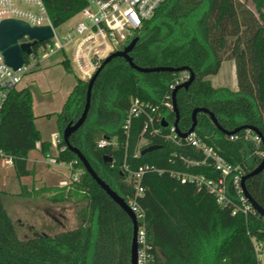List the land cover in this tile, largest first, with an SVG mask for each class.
<instances>
[{
    "label": "trees",
    "instance_id": "1",
    "mask_svg": "<svg viewBox=\"0 0 264 264\" xmlns=\"http://www.w3.org/2000/svg\"><path fill=\"white\" fill-rule=\"evenodd\" d=\"M42 1L54 27L68 21L88 3ZM252 2L254 10L240 0H164L132 36L138 38L130 52L137 66H187L194 73L188 88L176 94L177 126L181 132L191 126L193 109L206 107L223 128L232 130L246 124L258 128L264 136V0ZM226 59L235 62L236 91L214 87L208 78L218 73ZM60 63L72 72L67 58ZM181 73H144L132 68L123 57L112 58L93 84L87 117L70 135V143L81 150L99 177L124 200L134 192L125 180L124 163L132 170L145 164L164 169L162 173L148 171L143 175L144 193L139 198L158 264H260L255 242L264 241V216L257 211L233 213V205H220L206 190L172 176L169 171L175 169L210 177L219 173L205 165L187 168L180 155L200 159L201 154L190 146L151 135L144 115L134 117L127 132L123 128L130 96L159 105L161 117L173 124L175 112L162 102H172L168 85ZM75 81L60 111L55 112L58 141L52 158L55 163L69 165L72 175L79 172L78 178L60 186L37 188L33 193L23 189L22 194L45 197L51 203L83 199L85 204L77 210L78 224L54 234L21 237L3 207L0 191V264H130L129 216L63 139L64 127L80 117L86 101L88 81L80 77ZM36 117L30 86L12 90L0 113V150L12 156L18 177L31 176L36 170L28 159L31 150L37 149L44 157L52 150L51 141L43 140L35 125ZM168 129L163 127L162 133ZM195 130L227 161L239 165L244 175L262 159L264 145L245 138L247 129L233 134L236 137L231 139L208 114L200 112ZM249 132L255 134L253 130ZM102 139L111 144L99 147ZM153 144L160 147L140 153ZM246 187L264 209V169L247 178ZM229 191L238 203V197Z\"/></svg>",
    "mask_w": 264,
    "mask_h": 264
},
{
    "label": "built area",
    "instance_id": "2",
    "mask_svg": "<svg viewBox=\"0 0 264 264\" xmlns=\"http://www.w3.org/2000/svg\"><path fill=\"white\" fill-rule=\"evenodd\" d=\"M162 2L164 0H88L87 5L74 15V23L59 35L42 0H0V20L17 18L30 25H50L53 29L51 38L34 44L30 54L24 53L25 61L16 69L5 63L0 51V113L10 92L18 87L24 74L37 67L43 58L48 59L61 52L73 65L80 78L89 79L104 58L122 49L131 40L134 33L145 20L153 16ZM23 41H29L28 37L25 36ZM40 51L42 55H38ZM188 77L187 72H182L169 83V89L172 91L176 85L186 81ZM162 103L172 109L171 101ZM140 115L146 117V127L150 128L151 135L157 136L161 141L171 140L177 145L190 146L201 154L200 159H190L180 155V160L187 168L205 165L219 173L217 177H210L204 173L175 169L169 171L172 176L177 177L181 182L193 183L197 189L206 190L220 205H233V213L256 212L243 194L241 180L244 172L239 165L227 161L196 130L181 137L173 124H167L168 131L162 133V128L165 126L161 124L164 118L159 113V105L141 100L136 96L129 98V109L123 125L125 132L128 131L132 119ZM156 123L160 126H156ZM249 131L251 130L247 129L245 138L251 139L258 145L261 142L259 135L251 134ZM234 137L236 135H230L231 139ZM57 141L56 137L55 143ZM108 144H111L108 139H102L97 145L103 147ZM0 165H13L12 156L2 150H0ZM123 170L125 180L134 190L125 202L135 215L137 222L136 264H158L153 253V246L148 240L145 211L139 203V198L144 193L143 175L148 171L162 173L164 169L145 164L132 170L127 163H124ZM78 175L79 172H75L72 179L76 180ZM229 190L238 197V203L233 201ZM255 250L257 257L263 255L264 241L255 242ZM259 261L262 264L261 260Z\"/></svg>",
    "mask_w": 264,
    "mask_h": 264
},
{
    "label": "rangeland",
    "instance_id": "3",
    "mask_svg": "<svg viewBox=\"0 0 264 264\" xmlns=\"http://www.w3.org/2000/svg\"><path fill=\"white\" fill-rule=\"evenodd\" d=\"M240 1L254 10L252 0ZM74 21L75 16L56 27L57 33L59 35L64 33ZM38 55H42V52L40 51ZM62 58L64 57L60 54L48 59H41L40 64L35 69L33 68L24 74L18 85V87L30 86L33 95V112L37 116L35 124L44 139L54 140V142L57 130L55 112L60 111L67 95L66 91L74 80L60 63ZM220 69V73H224L225 65ZM210 78L213 77L210 76ZM85 80L88 81V79ZM236 88H238L237 78ZM46 113L54 114L51 117H47L45 116ZM56 136L58 137V130ZM56 143L52 145L50 155L46 156L47 161L50 163L44 161L38 163L41 170L35 167L36 170L31 176L18 177L13 165H0V191L3 193L2 204L13 222L17 234L21 237H28L38 233L54 234L74 228L78 224L77 210L85 204L83 199L67 203H51L45 197L37 195L24 196L22 194L23 189L33 193L35 189L39 188L38 186L42 183V180L50 184L59 182L60 184H67L73 181L69 165L55 163L52 158L57 152ZM34 152L37 151L35 150ZM34 152L30 154L32 159ZM258 258L264 264V254Z\"/></svg>",
    "mask_w": 264,
    "mask_h": 264
},
{
    "label": "water",
    "instance_id": "4",
    "mask_svg": "<svg viewBox=\"0 0 264 264\" xmlns=\"http://www.w3.org/2000/svg\"><path fill=\"white\" fill-rule=\"evenodd\" d=\"M25 36L28 37L29 41H23ZM52 36H53V29L50 25H30L28 22L21 20V19H17V18H4L0 20V51L3 55L5 63L14 69L20 67L24 63L25 61L24 53L30 54L32 52V46L34 44L40 41L47 40L51 38ZM137 40H138L137 37H133L122 49L114 51L111 54H109L106 58H104V60L101 62V64L92 74V76L88 79L86 101H85V105H84V108H83V111L80 117L76 121H70L64 127L63 132H62L63 139H64L66 146L70 150L76 153L77 157L83 163L85 169L91 174L94 180L111 197V199L115 203H117L118 206L129 216L132 222V239H131V245H130V264H136V260H137V241H136L137 222H136L135 215L130 210L125 200L115 190H113L109 186V184H107L101 177H99V175L92 168L91 164L89 163L85 155L81 152V150L78 147L73 146L69 140L70 135L76 130H78V128L84 123L87 117L90 104H91V93H92L93 84L95 80L97 79L99 73L101 72L102 68L105 66V64L108 61H110L114 57L119 56V57H123L132 68L140 72L149 73V72H158V71H169V72H174V73L175 72H187L189 74L188 79L182 82L181 84L176 85L171 92L172 109L175 112V121L173 125L175 126L176 132L181 137H185L189 132L195 130L196 125H197V114L200 112H203L209 115L213 124L225 135L230 136V135L236 134L242 129H250L259 135L261 142L264 145V136L258 130V128L251 126V125L243 124L232 130L225 129L219 124L214 113H212L206 107L194 108L191 113V119H192L191 126L189 127L187 131L181 132L177 126L178 118H179V111H178V107L176 103V94L179 89L188 88V86L191 84V82L194 79V73L187 66H180V67H172V66L141 67V66H137L133 62L130 56V52L136 45ZM161 124L163 126H167L168 123L163 119ZM159 147L160 145L158 144L149 145L143 148L140 151V153L143 154L147 151H152ZM108 160H111V158H109ZM263 169H264V151L262 153V159L260 163L249 173L243 175L242 180H241L243 194L245 195L248 202L253 206V208L262 216H264V209L255 201V199L251 196V194L247 190L246 180L247 178L258 174Z\"/></svg>",
    "mask_w": 264,
    "mask_h": 264
},
{
    "label": "crops",
    "instance_id": "5",
    "mask_svg": "<svg viewBox=\"0 0 264 264\" xmlns=\"http://www.w3.org/2000/svg\"><path fill=\"white\" fill-rule=\"evenodd\" d=\"M223 65H225V70H224L225 72L224 73L221 74L220 71H218L217 74L210 75L213 78H210V76L208 78L210 79V81H211V83H212V85L214 87H227L228 89H230L232 91H236L237 88H236V67H235V62H234L233 59H226V60L222 61L220 68H222ZM70 67L72 69V72H68V73H70V75L73 77L74 80L71 83L70 87H68V89L66 91L67 92L66 93L67 95L65 97V100H66L67 96L69 95L70 91L72 90V88L75 85V82H76L75 81V78L76 77H79L78 73L76 72V70L74 69V67H73V65L71 63H70ZM219 70H221V69H219ZM64 101H63V103H64ZM63 103H62V105H63ZM40 133H41V131H40ZM56 135H57V130L55 132V138L57 137ZM41 137H42L43 140L51 141L49 139H44V137L42 136V134H41ZM53 142H54V140L51 141V143H53ZM54 143L52 145H54ZM35 150L37 152H34ZM35 150H31L28 153V159H29V161H32L31 162L32 166H35L36 168H38L39 170H41L40 166H38V163H41L43 161L44 162H47V163H50V162H48L47 159H46V157H44L37 149H35ZM33 152H34V154L32 155L33 156V159H32L30 157V154L33 153ZM41 182L42 183L38 186L39 188L63 185L62 183L60 184V182L59 183H56V184H50V183H47V182H45L43 180Z\"/></svg>",
    "mask_w": 264,
    "mask_h": 264
}]
</instances>
